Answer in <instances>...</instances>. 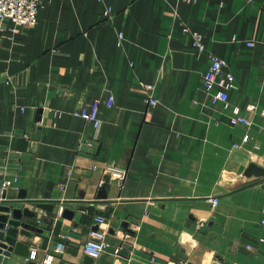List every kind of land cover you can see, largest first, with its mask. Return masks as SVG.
Instances as JSON below:
<instances>
[{
  "label": "crops",
  "instance_id": "crops-1",
  "mask_svg": "<svg viewBox=\"0 0 264 264\" xmlns=\"http://www.w3.org/2000/svg\"><path fill=\"white\" fill-rule=\"evenodd\" d=\"M194 32L227 61L248 124L206 92ZM97 100L99 127L74 115ZM252 163L264 168V0H43L34 27L0 21L3 231L41 229L17 235L35 260L10 246L0 264H85L98 217L111 248L91 264H264Z\"/></svg>",
  "mask_w": 264,
  "mask_h": 264
},
{
  "label": "built area",
  "instance_id": "built-area-1",
  "mask_svg": "<svg viewBox=\"0 0 264 264\" xmlns=\"http://www.w3.org/2000/svg\"><path fill=\"white\" fill-rule=\"evenodd\" d=\"M188 2L195 0H187ZM43 3V0H0V21H11L18 26L25 27H34L37 24L38 12ZM106 18H111V10L107 9L104 13ZM188 32V30H185ZM193 36V46L198 51L199 54H207L210 64L207 72L203 77V84L206 89V92L211 95L215 102H222L226 109L232 110L233 116L230 117V123L232 125L238 124H248L249 121L241 115V110L238 107H232L229 101L228 92L231 89L236 88V82L234 75L227 70L228 63L225 59H222L212 53L207 51V48L203 41V36L194 32ZM120 38H123V35L120 34ZM249 45H253L249 43ZM144 92L146 93V99L148 103L152 106H157L159 101L154 97L153 85H143ZM113 104V99L110 98L108 101V105ZM101 103L97 100L89 105H85L74 112V115L77 117H81L87 121L93 123L95 127H99V108ZM253 108V107H251ZM249 137L245 136L244 141H248ZM117 176H121V173L116 172ZM10 186L9 181H4L3 187ZM213 205H217L218 199H211ZM97 226L99 227L97 230L92 231L89 239L84 243V251L85 253L96 259L100 257L103 253L107 252L111 245L107 240V230L102 226L105 224V219L102 217L97 218ZM7 229V228H6ZM264 242V238L261 239ZM62 252V244L56 250V253L61 254ZM120 254V249H115V255ZM31 260L36 259V255L31 252L29 255ZM54 256L48 255L43 263L51 264Z\"/></svg>",
  "mask_w": 264,
  "mask_h": 264
},
{
  "label": "water",
  "instance_id": "water-1",
  "mask_svg": "<svg viewBox=\"0 0 264 264\" xmlns=\"http://www.w3.org/2000/svg\"><path fill=\"white\" fill-rule=\"evenodd\" d=\"M245 175L248 177L251 176H255L258 178H264V168L257 165L256 163H252L250 164L246 171H245ZM41 207L45 208V209H53L52 205H40ZM4 209L5 211H9L8 208H1ZM68 212L66 211L65 214H67ZM13 217L14 219H16L17 221L20 220L21 214L22 212L20 210H13L12 211ZM23 214L31 217V218H36L37 215L33 212H30L29 210H24ZM67 216V215H65ZM9 217L6 215H0V240L4 239V241H0V254L4 251V249H10L13 246L14 247V252L24 256V257H28L30 253L29 250V246L28 244L25 243H21L17 241V235L21 234V235H25L27 237H31V232L36 231V232H41V229L33 226V225H29L27 223H21V227L22 229L19 230L17 227H14L13 225H11V227L5 232L3 231L6 227L7 222H9ZM14 222V221H11ZM13 224H17L13 223ZM98 228H96L95 230H97ZM6 234V235H5ZM5 235V236H4ZM4 236V237H3ZM62 243V242H60ZM179 257L187 262V264H194L192 262L188 261V257L183 255L182 253H179ZM85 264H91V259L90 257H87L85 260ZM30 264H35L34 262H31Z\"/></svg>",
  "mask_w": 264,
  "mask_h": 264
}]
</instances>
